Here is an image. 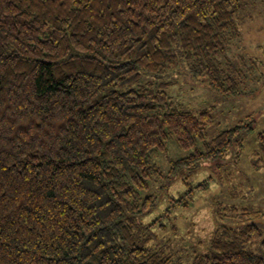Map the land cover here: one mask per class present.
Instances as JSON below:
<instances>
[{
	"label": "trees",
	"instance_id": "1",
	"mask_svg": "<svg viewBox=\"0 0 264 264\" xmlns=\"http://www.w3.org/2000/svg\"><path fill=\"white\" fill-rule=\"evenodd\" d=\"M252 1L0 0V264H264L247 209L216 207L204 252L183 257L155 233L211 182L175 199V180L219 168L252 131L204 142L210 113L174 107L157 81L184 73L235 94L229 47ZM171 140L194 152L164 174ZM255 157L258 168L264 132Z\"/></svg>",
	"mask_w": 264,
	"mask_h": 264
},
{
	"label": "rangeland",
	"instance_id": "2",
	"mask_svg": "<svg viewBox=\"0 0 264 264\" xmlns=\"http://www.w3.org/2000/svg\"><path fill=\"white\" fill-rule=\"evenodd\" d=\"M241 13V37L233 41L228 53L237 65L235 94H223L230 88L227 81L217 90L184 73L164 76L157 81L168 84L166 92L174 107L196 114L210 113L212 123L207 126L206 143L238 124L252 125V131L242 137L240 150H231L219 168L205 163L191 175L188 185H184L180 177L168 190L169 197L178 199L187 189L211 178L208 190L193 192L188 208L174 210L170 222L162 220V224L167 226L165 232L155 231L156 244L162 243L168 250L182 256L188 252L205 251L216 228V207H227V213L231 207H238L237 213L240 209L255 213L257 224L264 233V164L254 167L258 136L264 132V3L253 0ZM197 148L202 149L203 142H198ZM193 152L194 149L180 150L171 140L167 153L160 156L157 163L164 173L169 161L187 157ZM167 203L169 200L163 201L144 222L148 223L162 214ZM228 216L234 215L228 213Z\"/></svg>",
	"mask_w": 264,
	"mask_h": 264
}]
</instances>
